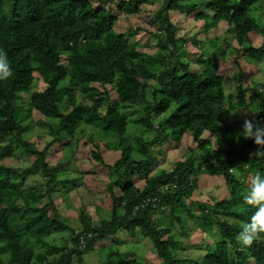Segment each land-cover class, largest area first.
Returning a JSON list of instances; mask_svg holds the SVG:
<instances>
[{
  "label": "trees",
  "instance_id": "obj_1",
  "mask_svg": "<svg viewBox=\"0 0 264 264\" xmlns=\"http://www.w3.org/2000/svg\"><path fill=\"white\" fill-rule=\"evenodd\" d=\"M160 1L151 18L157 27L153 33L157 51L148 55L130 43L125 32H116L115 26L118 16L140 15L152 0H97V4L91 0H0V49L7 53L12 72L10 78L0 80V264H83L85 253L121 231L130 238L149 239L161 264H264V234L250 247L236 239L240 225L255 212L244 203L248 176L257 171L264 175V160L250 158L259 146L239 132L245 119L264 124V92L244 89L240 71L236 96L227 103L219 68L211 57L197 54L203 50L197 37L178 36L179 27L170 16L177 12L194 15L196 22L208 17L204 33L229 26L239 54L254 64L264 59V25L252 16L259 0ZM116 2L113 11L110 5ZM199 9L206 15H195ZM259 37L261 46H253ZM189 42L200 50H189ZM193 55L203 65L199 72L186 63ZM36 77L44 85L39 92H34ZM173 106L169 118L159 123L160 130L154 128V121ZM128 109L136 110L140 118H130ZM226 109L248 111L251 116L220 124ZM38 127L52 138L41 150L30 137ZM82 127L99 130L114 142L121 156L108 168L95 144L92 158L115 173L106 184L112 213L110 220L94 225L82 210L78 236L61 221L53 199L66 183L59 170L70 161L49 166L46 159L55 144L68 146L83 135ZM130 127L140 129V134L130 136ZM144 133L156 135L148 140L141 136ZM185 138H191L194 148L170 170L154 174L158 160L153 146L168 140L180 144ZM16 153L35 158L22 175L6 163L7 156ZM233 167L242 176L237 178ZM206 169L223 178L229 189L223 200H212L220 189L194 198ZM41 171L44 185L18 190L26 177ZM166 186L176 188L165 191ZM152 198L160 201L159 206H142ZM187 222L205 233L218 229L217 240L203 255H184L182 247L193 246L187 244ZM65 232L71 233L73 248H67V242L61 248L52 247L45 240ZM32 242L63 254L53 260L46 253L35 256ZM114 256L117 260L101 264H143L129 256L109 254Z\"/></svg>",
  "mask_w": 264,
  "mask_h": 264
},
{
  "label": "rangeland",
  "instance_id": "obj_2",
  "mask_svg": "<svg viewBox=\"0 0 264 264\" xmlns=\"http://www.w3.org/2000/svg\"><path fill=\"white\" fill-rule=\"evenodd\" d=\"M91 1L97 4V0ZM206 1L207 0H186L185 3L191 4V2H195L203 4ZM116 4L117 2L110 5L113 11L116 10ZM160 4V0H152L151 4L142 8L140 15L118 16V21L115 26L116 32H125L129 42L139 46V49L148 55H154L157 51L156 41L153 37V33L156 32L157 27L155 25L152 26L153 22L151 18L154 16L155 11L160 8ZM256 8L252 16L256 19L258 25L263 26L264 0H259ZM203 12L205 11L199 9L194 12V14L196 15ZM203 14L206 15V13ZM170 16L172 22L179 27L178 36H186L188 38L197 37L201 42L200 44L203 50L198 51L200 47L194 48V45L190 42L187 48L195 52L197 50L198 55L211 57L213 63L219 68L220 74L224 77V90L227 103L230 102L232 97L235 98L236 96V86L240 71L243 74L241 84L244 89L252 91L256 88L264 87V81L249 82V78L253 71L264 68V59L262 62L250 64L251 62L248 61L251 60L246 57L242 58L238 52L239 46H237L236 41L231 38L233 34L230 35L232 32L229 26L220 25L218 28L204 33L203 25H206V22H208V17H203L200 19L201 22H196L194 15L188 16L187 14L177 12L171 13ZM138 27L141 29H137ZM259 38L260 40L258 39L255 41L253 46H261L260 43L262 42V38ZM196 56L197 55L188 56L186 63L189 64L192 70L199 72L202 70L203 65L195 62ZM33 87L34 92H39L43 90L44 85L39 78L36 77ZM250 93L248 94L249 102H251ZM112 96L114 99L116 98L114 90L112 91ZM24 97L26 96L24 95ZM174 109L175 107L173 106L167 114L157 118L154 121V128L160 130L159 123L163 122L162 120L165 119V117L169 118ZM125 112L130 118H140L136 110L128 109L125 110ZM245 116L250 117L251 113L248 111H230L226 109L220 115L219 122L220 124L224 122H234ZM38 119L39 116L35 113L34 121L36 122ZM81 129L83 130V135H78L77 140L68 146H62L58 143L55 144L50 149L46 159L49 166H57L58 163L70 161L69 166L59 170L60 178H63V181L66 180V183H62L59 189L60 192L56 193L53 199L60 214L61 221L75 231H81L82 229L80 224V213L82 210L84 215L93 221L94 225H98L102 220H110L112 201L106 189V184L109 180L108 178L111 180L114 179V172L112 173L108 168L112 167L121 156V152L116 149L114 142L105 139L99 130H95L91 127H82ZM139 130L140 129L137 130L134 127H130L128 128V134L130 136H134L135 134L139 135ZM155 135L156 133H144L141 136L144 139L152 140ZM30 137L32 142H35L38 150L43 149L45 145L49 144L52 140L50 136L45 134V129L41 127L36 128ZM131 141L132 139L129 138V142ZM132 143L133 142L130 144L132 145ZM95 144L98 146L100 156L108 168L92 158V154L95 152L96 148ZM135 145L136 144L133 143L134 147ZM189 148H194V143L191 138H185L180 144H176L173 141L169 142L168 140L167 142H162L153 146V150L157 153L158 160V165L154 170V174L170 170L175 161L184 159L185 155L188 154L187 150ZM34 161V157H27L21 153H16L15 155L7 156L6 163L12 168L17 169L22 175L25 170L31 168ZM42 175L43 173L41 171L26 177L25 181L18 185V190L25 192L34 190L38 184L44 185L46 183V178ZM235 176L239 178L242 176V172L236 170ZM199 181V191H197L194 198L199 195L201 196V194L204 196L210 195L216 189H220V193L216 195V198H212V200L216 199L215 201H221L228 196L229 189H226L223 178L214 176L213 173L208 172L207 169L201 174ZM136 182L140 186L144 185L143 180L140 182L139 179H136ZM182 215L185 217L183 213ZM162 221V223L165 224L166 220ZM187 224L190 226V229L187 230V233L190 234L187 244L193 246L184 245L182 247V250L185 251L184 255L189 258L203 255L209 246L214 243V240H217L218 229L212 228V230H208V233H205L201 231L198 226L195 227L193 223L187 222ZM173 233L177 235L179 241L186 243V239L183 235L180 236L179 231L172 229V234ZM71 239V233L65 232L53 233L45 240L50 246L57 248H61L65 242H67V248L70 249L73 248V244L70 242ZM113 239L117 242L114 243ZM32 247L35 256L40 253H46L50 260L58 258L63 254L60 252L56 254L48 251L44 246L37 245L34 242H32ZM110 253L129 256L139 260L143 264H161V261L155 255L153 244L149 239L140 237L130 238L123 231L119 232L114 238L99 242L94 251L85 253V255L82 256V262L83 264H101L108 260H117L116 256L110 258Z\"/></svg>",
  "mask_w": 264,
  "mask_h": 264
},
{
  "label": "clouds",
  "instance_id": "obj_3",
  "mask_svg": "<svg viewBox=\"0 0 264 264\" xmlns=\"http://www.w3.org/2000/svg\"><path fill=\"white\" fill-rule=\"evenodd\" d=\"M11 75L7 53L0 49V80H6ZM253 81H264V68L252 72L249 82ZM257 91L264 92V87L258 88ZM239 133L244 139H251L255 145L259 146L256 151L250 154V158L264 160V124L258 120L245 119ZM231 170L235 171V168L233 167ZM248 184L249 190L244 196V203L254 207L255 212L248 222L240 225L236 239L243 246L250 247L260 234H264V175L257 171L254 175L249 176Z\"/></svg>",
  "mask_w": 264,
  "mask_h": 264
},
{
  "label": "built area",
  "instance_id": "obj_4",
  "mask_svg": "<svg viewBox=\"0 0 264 264\" xmlns=\"http://www.w3.org/2000/svg\"><path fill=\"white\" fill-rule=\"evenodd\" d=\"M175 189L176 188V186H166L165 188H164V190L165 191H170L171 189ZM150 204H153V205H155V206H159V204H160V201L158 200V199H156V198H152V199H148L146 202H143V205L142 206H145V205H150ZM75 234L76 235H80L81 234V231H79V230H77L76 232H75ZM82 239V238H81ZM82 243H84V241H82Z\"/></svg>",
  "mask_w": 264,
  "mask_h": 264
}]
</instances>
